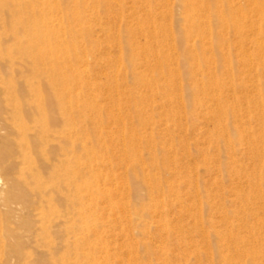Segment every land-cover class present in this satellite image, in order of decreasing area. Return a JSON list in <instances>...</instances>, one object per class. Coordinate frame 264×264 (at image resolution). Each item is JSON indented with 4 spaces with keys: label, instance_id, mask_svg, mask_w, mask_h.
<instances>
[{
    "label": "bare ground",
    "instance_id": "6f19581e",
    "mask_svg": "<svg viewBox=\"0 0 264 264\" xmlns=\"http://www.w3.org/2000/svg\"><path fill=\"white\" fill-rule=\"evenodd\" d=\"M131 1L140 5L145 17L138 19L136 28L139 32L127 30L125 42L130 44L129 63L136 67L131 76L137 81L139 88L150 92L154 98L166 99L175 109L178 102L172 100L171 92L166 91L165 86L159 82L164 78L165 82L169 81L176 86L178 74L181 73L167 68L169 57L165 56L163 50L157 51V46L149 43L157 37L154 31L156 28L150 31L151 24H154L152 19L157 20L153 8L156 5L152 0ZM178 3L183 9L180 44L185 45L184 56L189 61L191 71L196 69V72H202V67L208 64L207 56L227 62V75L232 71V60L264 62V0H178ZM89 4L92 8H88ZM111 4L108 0H0V181H4V190L0 191V211L3 210L0 239L8 242L1 245L7 255V264L9 260L11 263L15 261L16 264H34L31 261L23 262L28 247L31 249L32 245L35 249H47V256L56 255L63 250H78L82 244V247L88 246L85 238L91 234L96 236L103 225L99 223L98 218L89 215L91 206L86 205L88 201L98 203L103 200L110 205L112 212L124 207L120 202H114L113 194L107 190L108 184H105L102 190L97 186L100 179L94 178L95 182L87 181L83 169L89 170L92 177L95 172L87 169L85 162L76 160L73 152L75 138H84L82 132H74V128L80 123L100 125L105 113L104 109L97 110L99 94H95L92 89L90 94L85 92L89 91L91 84L90 72L87 69L89 60L81 57L82 45L77 42V36H85L87 39L92 37L94 25L101 21L94 9H110L116 14V18L123 16L124 11L117 10L120 5L115 3V12ZM170 15L173 16L172 13ZM124 24L127 25V22ZM106 29L108 30L103 28L102 31L109 35L110 41H114V34L110 33L108 27ZM139 34L146 43L134 46ZM118 39L120 40V35ZM190 43L192 45L189 46ZM90 46L93 52L98 48V43L91 41ZM187 55L191 57L186 58ZM122 61L118 60V66H121ZM141 61H144L145 72L150 71V75L138 72L141 67L139 68L137 63ZM107 62H111V58ZM121 72L118 71L117 75ZM77 81L81 84L78 89L76 86L80 84L74 85ZM215 81L214 78H209L208 84L213 93L218 92L217 96L207 95L205 84L199 86L195 80L192 85L193 97L197 92L206 94V102L213 104L207 109L208 116L227 119L233 116L234 124H244L238 119L237 107L223 110L222 106L226 103L224 94L228 89L225 84ZM116 86L117 89L120 87L119 84ZM155 89L165 92L159 94ZM127 90L124 95L140 97L143 94L139 90ZM193 103L200 105V101L195 97ZM112 104L115 102L112 101ZM116 107L120 111H126L123 116L131 123L140 127L150 126V121L143 118L142 106L121 105L116 102ZM260 107H264V104H257V108L250 111V116L256 114ZM99 111L100 115L94 118L85 114H98ZM107 117L109 121L116 120L112 114L107 113ZM249 118L254 119L253 116ZM224 130L220 128V131ZM235 130L240 136L238 144L247 145L249 154L256 158V138L250 140L244 136L245 132L239 128ZM119 133L125 141L130 138L135 143H124L121 145V152L126 153L125 157L133 166V171L142 173L140 180H136V195L142 199L148 194L149 202L156 203L153 195L160 191L161 183L147 179L141 158L136 155L137 148L143 146L144 140L147 146L153 142L151 137L138 136V144L134 139L137 136L135 130L123 128ZM111 135L103 131L100 137L105 141ZM249 136L252 138V135ZM85 138L90 137L85 134ZM86 149L87 146L84 145V152L89 154L90 151ZM152 158L157 157L152 154ZM234 164L232 163V166ZM152 166L154 167V164ZM238 167L240 169L237 173L248 174L247 169L241 170V167ZM263 168L264 164L259 166L261 172ZM255 175L257 176V173ZM258 175L260 177L262 174ZM261 186V183L258 185L251 180L248 182L251 192L257 190L259 199L264 201V191L258 188ZM241 197L248 203L252 201L246 194ZM26 210L28 215L22 212ZM239 214L243 216L244 211ZM263 223L261 222L262 225ZM220 240L224 243L236 242V252H243L252 264L263 258V254L259 252L252 253L242 249L248 241L245 237L226 235L220 237ZM96 248L99 250L98 248L103 247ZM46 257L36 264H58ZM81 260L86 261L85 264H96L89 256L78 258V264L83 263ZM65 262L66 259L62 264Z\"/></svg>",
    "mask_w": 264,
    "mask_h": 264
},
{
    "label": "rangeland",
    "instance_id": "374dc122",
    "mask_svg": "<svg viewBox=\"0 0 264 264\" xmlns=\"http://www.w3.org/2000/svg\"><path fill=\"white\" fill-rule=\"evenodd\" d=\"M108 1L112 3L115 12V5H120L123 10L120 7L117 10L124 11L123 16L117 19L110 9H94L101 21L94 25L92 37L87 39L85 36H77V42L82 45L80 55L89 60L87 69L91 84L89 91L85 92L90 94L95 90V94H99L97 110L104 109L105 113L100 125L80 123L74 128L73 131L82 132L84 138H75L73 152L76 160L85 162L87 169L95 172L92 177L89 170L83 169L87 181L95 182L100 179L97 186L102 190L108 184L107 190L113 194L114 202H120L124 207L112 212L110 205L103 200L98 203L88 201L86 205L91 206L89 215L98 218L99 223L103 224L96 236L91 234L85 238L88 246L82 247V244L78 250H63L56 255L47 256V249H35L32 245L31 249L28 247L23 262L31 261L36 264L47 256V259L55 260L58 264H62L64 259L65 264H78V258L89 256L96 264H252L243 252H236V242H221L220 237L229 235L245 237L248 241L242 249L263 254V258L253 264H264V223L261 224L264 222V201L259 199L257 190L251 192L248 187L251 180L258 185L261 183L262 186L258 188L264 191V168L262 172L259 169L264 164V107L251 115L254 119L249 118L250 111H254L257 104H264V62L232 60V71L227 75V62L207 56L208 64L202 67V72H196V69L191 71L189 61L184 56L185 45L180 44L183 9L178 0H152L156 5L153 8L157 20L152 19L154 24H151L150 31L156 28L154 31L157 37L149 43L157 46V51L163 50L165 56L169 57L167 68L181 73L178 74L176 86L169 81L165 82L164 78L159 82L165 86L166 91L171 92L172 100L178 102L177 108L173 109L166 99L154 98L150 92L139 88L137 81L131 76L136 67L129 63L130 44L125 40L127 30L139 32L136 25L138 19L144 17L140 5L131 0ZM90 7L89 4L88 8ZM126 22L128 26L124 24ZM107 27L114 34V41H110L109 35L102 31L103 28L108 30ZM91 41L98 43V48L94 50L96 52L91 51ZM118 41H122V45ZM134 42V46H137L145 44L146 40L139 34ZM108 57L111 62H107ZM118 57L123 60L121 66L117 64ZM137 64L141 67L137 71L145 72L144 61ZM118 71H122L119 76ZM145 74L150 75L151 72L146 71ZM209 78L226 85L228 92L224 94L226 103L222 108L226 110L228 107H237L238 119L244 124H234L233 116L229 119L212 118L206 114L209 106L213 105L206 102V94L217 96L218 93H213L212 87H209ZM195 80L199 86L205 84L206 87V94L197 92L194 96L200 101V105L193 103L192 85ZM78 83L80 84L77 81L74 85ZM118 84L120 87L117 89ZM75 86L74 89H78L81 84L76 88ZM127 89L139 90L143 94L140 97L124 95ZM159 90V94L165 92ZM112 101L115 102L114 105ZM116 102L121 105L142 106L143 118L150 121V126L140 127L131 123L123 116L126 111H120ZM107 113L114 115L116 120L109 121ZM85 114L94 118L100 115V111L98 114ZM123 128L135 130L137 136L134 139L138 144L140 135H149L153 141L147 146L144 140L143 146L137 148L136 155L141 158L147 179L161 183L160 191L153 195L156 198L154 204L149 202L148 194L142 199L136 195V180H140L142 173L133 171V166L125 157L126 153L121 152V145L124 143L135 145L132 139L127 138L125 141L119 133ZM220 128L225 130L222 132ZM235 128L245 132L244 136L250 140L256 138V158L249 154L247 145L238 144L240 136ZM103 131L112 134L105 141L100 137ZM85 134L90 138L86 139ZM84 145L87 146L86 151H90L89 154L84 152ZM152 154L157 158H152ZM232 163H235L234 166ZM238 166L241 170L247 169L248 174L237 173L240 169ZM258 173L262 175L259 177ZM12 177L17 178L15 175ZM3 190L4 181L1 180L0 191ZM245 194L251 198V203L241 197ZM14 208L21 210L16 206ZM242 211L243 216L239 214ZM22 212L28 215L27 210ZM2 214L3 210L0 211V220ZM71 237L75 238L73 235ZM7 243L5 239H0V264H7L5 249L1 248V245ZM97 246L103 248L97 250ZM81 262L85 264L86 261ZM8 264L16 263L9 260Z\"/></svg>",
    "mask_w": 264,
    "mask_h": 264
}]
</instances>
